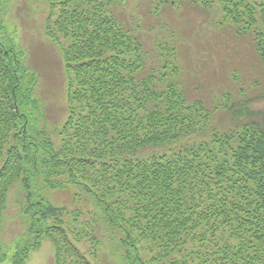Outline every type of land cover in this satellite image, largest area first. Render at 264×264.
Here are the masks:
<instances>
[{
  "label": "trees",
  "instance_id": "1",
  "mask_svg": "<svg viewBox=\"0 0 264 264\" xmlns=\"http://www.w3.org/2000/svg\"><path fill=\"white\" fill-rule=\"evenodd\" d=\"M113 1L50 0L46 34L57 45L70 41L59 45L67 75L59 142L41 126L37 74L0 40V264H26L45 238L55 264H94L78 247L80 212L34 201L33 177L92 195L119 237L123 264H264V109L253 106L264 101V0H221L231 23L215 37L233 52L250 50L255 68L236 69L227 86L209 92L179 56L188 38L175 14L164 20L177 35L151 39L164 54L152 55ZM178 3L203 10L211 0H160L157 17ZM18 181L33 238L8 256L1 236ZM69 217L77 242L65 228ZM93 233L85 237L99 244Z\"/></svg>",
  "mask_w": 264,
  "mask_h": 264
},
{
  "label": "rangeland",
  "instance_id": "2",
  "mask_svg": "<svg viewBox=\"0 0 264 264\" xmlns=\"http://www.w3.org/2000/svg\"><path fill=\"white\" fill-rule=\"evenodd\" d=\"M125 1L123 5H118L114 0L110 8L117 16L128 19L132 24L136 22L141 28L139 33L144 34V40L149 43L147 48L153 50L152 55L164 54L151 39H156V45L161 39L171 43L170 31L174 30L173 35H177L178 28L176 30L170 28L164 17L175 19L172 14L177 16V23L183 24L185 28L184 37L188 38L186 44L178 45L179 56L184 57L190 70L192 68L194 71L192 82L198 81L205 87V92H209L213 87L227 86L223 80L229 81L235 72L241 73L243 70L254 72L251 69L255 67L252 64L250 50L241 54L233 52L230 50L232 47L230 42L227 44V41L215 37L217 31L226 32V27L231 23L224 18L221 0H211V5L203 10L187 9L184 4L178 3L174 10L169 9L170 11L160 18L157 17L162 9L159 6L160 0ZM50 7V0H0V40L14 46L17 52L23 54L24 63L30 71L37 74L35 94L41 101L43 111L41 126L48 131L54 141L56 139L59 142V136L57 137L55 132L57 126L67 117L65 98L67 75L59 45L67 47L70 41L60 37L57 45L48 38L46 22L50 16ZM163 12L165 11L162 10L161 13ZM216 25L218 29L214 31ZM233 29L232 27V31ZM253 106L255 109H264V101H257ZM29 191L34 201L44 198L57 207H64L70 212H80L79 221L85 228L80 230L82 236L77 237L81 239L78 247L94 264L124 263L119 237L113 228L103 223L96 200L82 186L69 185L67 189H52L40 177H33ZM27 203V193L22 183L18 181L9 192L4 214L2 254L11 255L16 244L27 240L30 242L33 238V234L29 232L30 219L23 212ZM67 220L70 224L65 228L70 227V236L74 239L72 231L78 225L72 223L71 217ZM92 230L99 244H93L85 237V233L88 231L92 234ZM55 251L53 242L45 238L41 248L30 253L26 264H55Z\"/></svg>",
  "mask_w": 264,
  "mask_h": 264
}]
</instances>
